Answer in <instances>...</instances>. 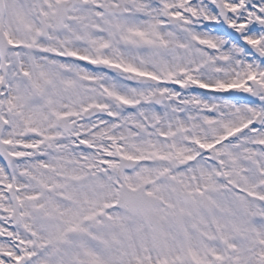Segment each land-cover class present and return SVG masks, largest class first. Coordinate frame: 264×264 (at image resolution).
<instances>
[{"label":"snow or ice","instance_id":"1","mask_svg":"<svg viewBox=\"0 0 264 264\" xmlns=\"http://www.w3.org/2000/svg\"><path fill=\"white\" fill-rule=\"evenodd\" d=\"M223 8L217 0H17L19 19L0 23V264H264V0H223ZM97 32L117 47L129 40L144 67L104 65L161 96L190 88L225 99L194 122L174 121L157 133L163 148L147 154L115 130H82L77 121L93 109L119 120L86 94L97 77L81 66L100 62L69 47ZM206 68L215 78L198 77ZM104 91L135 104L118 88ZM21 123L25 138L15 139ZM193 206L215 217L197 245L187 231L149 233Z\"/></svg>","mask_w":264,"mask_h":264},{"label":"bare ground","instance_id":"2","mask_svg":"<svg viewBox=\"0 0 264 264\" xmlns=\"http://www.w3.org/2000/svg\"><path fill=\"white\" fill-rule=\"evenodd\" d=\"M10 10H11V17L15 16L17 19H19V14L17 12V0H10ZM14 29L17 27V25L14 23L12 26ZM21 35H23V33H21ZM62 39H68L65 37H62ZM121 39H124L123 37H121ZM96 41H98L96 44H94ZM106 42H109L111 44V47L109 48V50L106 52V55L108 58L110 59H115L117 62H122V63H135L138 66L144 67L143 64V57L141 55L138 54V49L131 44L130 46V50H126V49H120V47H117L113 41L111 39H109V33L107 32H97L95 37H91L88 35H85L79 39H74V40H70L69 45H75L77 47L80 48H88L91 47L93 45H101L104 44ZM210 59V58H209ZM233 71V68L231 65L225 66L223 68V72L224 73H228ZM198 76H202L203 79L205 80H211L213 78H215V72L211 69H204L203 72L198 73ZM105 87L108 88L109 91H115L117 88L119 89V92L121 94H124L126 96H128L129 98L131 97V95L137 96L139 95V91L137 89H130L126 86H124L123 84L114 81L112 79L107 80L105 82V84L102 86V89H96L95 91H93L92 89H89L88 87H85L87 89L86 94L88 96H95L99 99L104 97V94H108V92L104 91ZM143 97V96H142ZM196 99H205L202 97H197ZM208 101H210V99H207ZM115 100L110 101L109 105L112 106V111L113 113L116 114V104H114ZM103 103V102H102ZM124 106V105H123ZM111 111V112H112ZM164 115H166L167 117H171L170 122L171 124L174 121L183 119L182 117H180L179 115H177V113L175 111H172L171 109L167 110V111H163ZM141 114H143V112H141ZM157 116H161V114L157 113ZM156 115H152L151 118L155 117ZM188 120H192L193 122L196 120L197 117L201 116V115H195V114H188ZM194 118V119H193ZM143 117L140 116L137 113L134 114H127V115H121L120 114V118H119V123L121 124V129L115 133V136L117 137V139H121V138H129L131 137V140H129V143L133 144L136 148L139 147H143L146 148L148 150H153L156 148H163V143L155 140L153 138V134L154 132L148 131V130H144L142 133V135H136L132 130L128 129V125H132L133 123L137 122L140 125H143L142 121ZM100 121V119H96L93 121V123H90V126H94V123H98ZM84 131H88V128H86V125H80ZM111 126H113V124H109L100 129V132L105 133L106 135H112L113 133L111 132ZM161 128H164L163 125H161ZM16 136L14 137L15 139H24L25 137H23L21 135V133L23 132V124L21 123L20 127H18L16 130ZM97 136H99V133L97 134ZM29 142L32 141L31 137H27L26 138ZM12 149L14 150H21L23 148L19 147V146H14ZM189 238L188 240L191 241L192 239V235H188Z\"/></svg>","mask_w":264,"mask_h":264},{"label":"flooded vegetation","instance_id":"3","mask_svg":"<svg viewBox=\"0 0 264 264\" xmlns=\"http://www.w3.org/2000/svg\"><path fill=\"white\" fill-rule=\"evenodd\" d=\"M201 115V114H198ZM157 125V124H156ZM144 130H148L151 132H154L153 136L159 133L160 131L167 130V129H162L159 130V127L155 126L154 128H145L141 130L140 127L136 128L135 133L142 135ZM154 138V137H153ZM155 140L163 143L162 138H154ZM168 143H171V140L168 141ZM142 148L144 152L147 154L148 152L154 151L153 150H148L143 147H139L137 149ZM161 148V147H159ZM215 217L212 215V213L206 209V208H201V207H196L193 206L191 209H186L185 212L182 215H175V216H169L166 220V222L161 223L159 220V231L167 234L169 232V229H174L175 232L179 233L181 238H184V233L187 231V239L189 238L188 235H192L191 242L193 245H197L199 242L197 238L200 236L202 230H207L209 227H212L213 231L215 230V225L211 223ZM176 223H178V227L181 229L179 230L176 226ZM149 233L151 234V227H149ZM192 228L194 231H191ZM203 245L199 244V248L202 250ZM201 254L203 252L201 251Z\"/></svg>","mask_w":264,"mask_h":264},{"label":"rangeland","instance_id":"4","mask_svg":"<svg viewBox=\"0 0 264 264\" xmlns=\"http://www.w3.org/2000/svg\"><path fill=\"white\" fill-rule=\"evenodd\" d=\"M6 13H7V10L5 11ZM5 13V14H6ZM5 18V17H4ZM4 23H5V19H4ZM121 41H123L122 39H121ZM121 44H123V43H121ZM125 45H127V46H129L130 47V42H127L126 41V44ZM119 47H121V45L119 46ZM126 49V48H125ZM191 229V231H194L192 228H190Z\"/></svg>","mask_w":264,"mask_h":264}]
</instances>
